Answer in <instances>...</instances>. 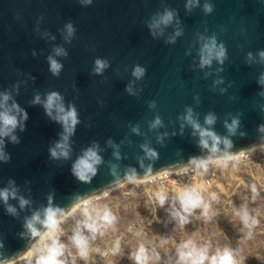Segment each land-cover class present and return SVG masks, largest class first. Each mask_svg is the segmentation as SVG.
I'll list each match as a JSON object with an SVG mask.
<instances>
[{
	"label": "water",
	"instance_id": "obj_1",
	"mask_svg": "<svg viewBox=\"0 0 264 264\" xmlns=\"http://www.w3.org/2000/svg\"><path fill=\"white\" fill-rule=\"evenodd\" d=\"M205 2L199 0V6L189 12L187 0H92L88 5L80 0H0V92H11L28 113L24 130L17 128L15 133L20 142L5 138L11 159L0 161V188L14 180L20 193L32 199V208L47 205L51 192L54 206L68 211L77 197L87 200L117 187L109 161L119 164L121 181L129 166L144 179L136 159L143 155L141 144L149 143L159 153L156 161L145 160V165L152 163L153 176L190 168L191 157L208 153L201 150L190 126L181 134L178 117L186 106L198 114L201 124L207 113H215L218 119L213 127L222 136L227 134L224 120L239 115L246 135L231 137V153L263 146L257 129L264 123V96L259 95L264 85L257 81L264 64L256 62V54L264 50V0H207L213 5L210 14L203 11ZM166 8L175 10L179 24L174 20L163 35L153 37L147 22ZM68 22L76 29L71 43L64 39ZM177 27L183 34L175 43H166ZM212 35L226 46L228 58L222 65L214 60L201 69L203 42L198 37ZM57 46L68 52L66 58L55 57L63 65L59 77L52 75L47 60ZM249 52L254 57L251 63L246 62ZM97 57L109 61L103 75L93 74ZM137 64L146 68L141 80L132 76ZM218 78L223 82L213 88ZM130 81L138 96L126 91ZM49 91L59 92L65 106L75 104L79 113L80 123L70 138L72 157L66 162L50 159L49 153L60 139L61 124L51 120L41 104L31 103L36 94L43 99ZM151 100L156 101L155 109L148 107ZM157 114L164 126L149 130V121ZM134 125H139L141 134L132 132ZM164 132L168 136L162 146L156 137ZM109 139L120 146L119 161L107 145ZM93 141L103 150L105 163L90 183H83L73 176L71 164ZM9 203L20 215H8L0 202V260L17 259L35 242L20 236L25 231L23 218L31 209L19 210L17 200Z\"/></svg>",
	"mask_w": 264,
	"mask_h": 264
},
{
	"label": "clouds",
	"instance_id": "obj_2",
	"mask_svg": "<svg viewBox=\"0 0 264 264\" xmlns=\"http://www.w3.org/2000/svg\"><path fill=\"white\" fill-rule=\"evenodd\" d=\"M82 4L88 5L92 3V0H80ZM199 6V0H187L185 5L186 9L190 12L194 7ZM203 11L205 14H210L213 11V5L209 2L204 3ZM179 24V20L176 17V12L173 9L166 8L163 12L156 13L148 22L147 26L153 37L163 35L164 28L172 25L173 21ZM65 35L64 39L66 43H71L75 36V26L72 22H68L64 25L63 29ZM182 29L177 27L174 35L169 36L166 43H175L177 36L182 35ZM47 35V34H45ZM54 39V37H52ZM198 39L202 41L201 48L199 49L200 62L199 67L201 69L210 67L215 60L219 64H223L227 57V48L220 42L218 43L215 35L204 37L199 36ZM53 55L47 57L49 70L53 76L59 77L63 70V65L55 58L57 56L67 57L68 52L65 48L57 46L53 49ZM258 59L257 63L264 64V50L258 51L256 54ZM253 53H247L246 62H253ZM109 67V61L97 57L94 61L93 74L103 75L105 69ZM223 69H217L222 71ZM146 75V68L135 65L132 70V76L135 80H141ZM209 73H205L207 77ZM223 82V78H218L213 83V88ZM258 84L264 85V73H262L258 79ZM134 81H130L126 86V91L130 95H139L138 91L133 87ZM223 93L226 89L221 88ZM260 96H264V91L259 93ZM198 100L199 97H196ZM11 101V104H9ZM32 104H41L45 110L46 115L53 121L61 124L63 131L59 134L60 139L55 141L49 148L50 159L66 162L72 157V146L70 138L74 135L76 126L80 123L79 113L75 104L69 103L67 107L64 103V97L57 91H49L42 99L40 94H36L31 101ZM157 106L155 100L148 102L149 109H155ZM28 119V113L19 106L14 100L11 92H0V161L7 163L11 157L5 151V138H7L13 144L19 143V138L15 134L17 128L20 131L24 130V122ZM181 120L180 131L183 134L184 127L190 126L192 129L191 135L198 137V145L201 150H207L208 155L204 157H191L188 164L193 167L198 175L206 173L209 166H218L227 168L230 162L233 168L239 161L246 157L249 152L254 151L255 147L248 149L247 152L241 150L238 154H233L230 150L233 148V140L231 137L236 135L244 136L246 133L241 131V120L239 115L232 116L229 122L228 119L224 120V127L227 130L226 135H220L214 130V125L217 122L218 117L215 113L209 112L205 115L203 124L199 122L198 114L194 112L191 107L185 108V113L178 117ZM149 130L158 129L164 126L162 117L157 114L154 119L149 121ZM132 132L137 135L141 134L139 125H134L131 128ZM261 135V139L264 140V123L260 124L257 129ZM172 135H175L173 133ZM168 136L167 132L158 134L156 139L157 143L163 146L165 138ZM107 145L114 149L113 156L117 161L121 159V153L119 151V145L113 140L109 139ZM222 146V147H221ZM143 151V155L136 157L139 162V166L144 170V179L138 178L137 169L135 167H127L124 170L123 181L120 179L118 172L119 164L108 162L110 172L115 177L116 186L123 187L124 183L140 184L146 180H154L156 177L152 175V163L145 165V160L154 162L159 158V153L149 143L140 145ZM103 150L100 148L98 142L93 141L90 146L82 149L81 153L72 161L71 172L73 176L80 182L90 183L92 179L97 175L99 167L105 163L104 157L101 155ZM126 158V157H125ZM181 172H187L188 166L181 167ZM167 176L168 173H163ZM30 192V189H29ZM253 200L256 198L257 189L255 186L252 188ZM53 193L47 195V205L38 208H32L33 201L29 197H26L20 193L18 186L14 180L9 179L6 187L0 188V202H2L5 212L12 217H19L20 211L17 207L11 203L10 200H17L19 210L31 209V214L23 218V228L25 231L20 233L21 237L29 238V249L20 255L17 259H2L0 264H18V260L24 261V264H66L65 253L68 252L71 255L68 246L60 239L63 234L61 224L69 217L72 216L78 209L82 212L85 219L77 222V227L70 238L71 245L76 250V256L81 259L87 260L90 252L91 240H94L97 234L103 235V229L111 227L116 222V216L110 209L104 207L103 210L93 209L90 211V201L80 200L77 197V203L68 211L59 206L53 204ZM107 195V192L104 193ZM213 194V199H215ZM156 199L161 207H163L167 201V196L163 190L156 193ZM179 203V208L175 206V203L171 206L170 215L173 219L177 220L181 227L190 222V217L195 213L197 209L201 210V214L205 219H209L210 205L203 197L196 191L184 190L179 192L175 198ZM93 212L95 213L93 215ZM240 218V221L244 229H247L245 234L247 239L253 236V229L258 224V218L251 214L246 207L237 209L234 213ZM85 230L91 235H85ZM139 235V233H137ZM166 239L160 241V245L167 244ZM3 247L2 241H0V248ZM120 241L117 240L111 248V253L116 255L120 252ZM99 252V249H95ZM108 253H104L107 255ZM239 255V250H233L230 248H224L223 250L217 249L214 253L210 254V246L208 243L198 245L193 239H187L177 244L175 247V262L174 264H238L236 259ZM75 259V258H74ZM131 259L135 261V264H153L155 261H159L161 256L156 250V246L152 245L148 247L145 243L141 242L136 250L131 253ZM243 259V257H241Z\"/></svg>",
	"mask_w": 264,
	"mask_h": 264
},
{
	"label": "rangeland",
	"instance_id": "obj_3",
	"mask_svg": "<svg viewBox=\"0 0 264 264\" xmlns=\"http://www.w3.org/2000/svg\"><path fill=\"white\" fill-rule=\"evenodd\" d=\"M232 163L207 181H198V184L193 182L181 188H170L147 186L144 182L126 183L123 187L112 189L107 195L91 200L90 211L107 207L116 216V222L103 229V235L97 234L91 240L89 256L84 260L76 256L70 238L77 222L85 217L79 209L69 216L61 224L63 234L60 237L71 252V255L65 253L66 264H135L131 253L141 242L148 247L156 246L161 259L153 264H174L176 245L187 239L195 240L198 245L208 243L210 254L224 248L239 250L236 257L238 264H264V147L248 153L235 168ZM253 186L257 189L254 200ZM192 189H196L209 203L210 218L205 219L201 210L197 209L189 218L190 222L181 227L170 215L171 206L175 203L179 208L175 200L177 194ZM161 190L167 196L163 207L156 199V193ZM241 207H246L259 220L250 239L245 236L247 229L243 228L240 218L234 214ZM85 235L91 234L85 230ZM162 239L168 243L161 246ZM117 240L120 241V252L113 255L111 248Z\"/></svg>",
	"mask_w": 264,
	"mask_h": 264
},
{
	"label": "built area",
	"instance_id": "obj_4",
	"mask_svg": "<svg viewBox=\"0 0 264 264\" xmlns=\"http://www.w3.org/2000/svg\"><path fill=\"white\" fill-rule=\"evenodd\" d=\"M221 169H222V167L210 165L209 169L206 173L198 175L197 172L193 169V167H190V168H188L187 172H181L180 171V174H178L177 172H174L173 174H169L171 176L170 180H172V181H168L167 177H165V178L160 177V180H159V177H156L154 180H150L149 181L150 183L147 182V183H143V184L147 185V186H153V185L155 186V185H158L159 181L164 184V185H161L162 187H164L166 185L169 186L170 184L168 182H173L176 186L178 184H181V183H184V185H187L188 183H193V182L198 184V183H200L198 181H207L210 176L218 173ZM18 264H24V261L18 260Z\"/></svg>",
	"mask_w": 264,
	"mask_h": 264
},
{
	"label": "bare ground",
	"instance_id": "obj_5",
	"mask_svg": "<svg viewBox=\"0 0 264 264\" xmlns=\"http://www.w3.org/2000/svg\"><path fill=\"white\" fill-rule=\"evenodd\" d=\"M264 147V145L263 146H258V147H255V150L256 149H259V148H263ZM247 152V151H246ZM251 152H253V151H251ZM251 152H249V153H251ZM168 173V175L167 176H164L163 175V173H161V174H158V175H156L155 177H159V180H160V177H167L168 178V181H172V180H170L171 179V176L169 175V174H173L172 172H167ZM178 174H180V171H178L177 172ZM170 176V177H169ZM150 180H146L144 183H150L149 182ZM170 185L169 186H167V187H170V188H181V187H183V186H185L184 185V183H181V184H178L177 186L173 183V182H168ZM126 183H124V185H125ZM158 185L159 186H161V185H164L163 183H161L160 181H159V183H158ZM119 186H117V187H114V188H112V189H116V188H118ZM112 189H110V190H108V191H106L107 192V194L109 193V191H111ZM105 193V192H104ZM104 193H102V194H100V195H98V196H95V197H93V198H90V199H87L88 201H91V200H93V199H95V198H97V197H101V196H103L104 195Z\"/></svg>",
	"mask_w": 264,
	"mask_h": 264
}]
</instances>
